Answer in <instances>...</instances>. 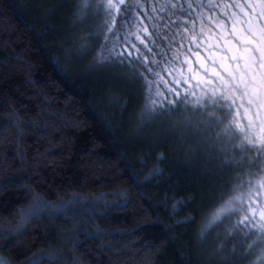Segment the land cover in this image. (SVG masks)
<instances>
[{
  "label": "trees",
  "instance_id": "trees-1",
  "mask_svg": "<svg viewBox=\"0 0 264 264\" xmlns=\"http://www.w3.org/2000/svg\"><path fill=\"white\" fill-rule=\"evenodd\" d=\"M76 1L0 0V255L9 264H27L40 251L51 256L44 264H248L239 252L244 234H225L230 221L205 228L207 213L240 167L221 172L207 158L214 153L186 155L175 139L179 132L158 142L161 129L183 112L204 117L200 127L215 135L214 109L185 111L182 104L137 127L143 96L127 69L97 65L95 48L65 56L83 42V27L97 23L88 15L72 24ZM229 1L204 0L203 24ZM151 8L158 18L151 22L162 30L152 37L158 45L152 53H164L155 55L158 64L172 61L182 46L189 82L198 61L214 66L207 47L187 48L180 39L194 29L193 4L169 0ZM221 20L225 31L208 26L216 50L231 33L232 21ZM172 36L176 43L168 46ZM173 88L182 96L187 87ZM26 184L53 205L66 202L68 210L42 208L23 231L9 235L4 228L16 227L14 209L32 198ZM121 193L127 206H113ZM175 201L181 203L174 210ZM234 246L236 255H229Z\"/></svg>",
  "mask_w": 264,
  "mask_h": 264
},
{
  "label": "snow or ice",
  "instance_id": "snow-or-ice-1",
  "mask_svg": "<svg viewBox=\"0 0 264 264\" xmlns=\"http://www.w3.org/2000/svg\"><path fill=\"white\" fill-rule=\"evenodd\" d=\"M145 7L139 0H95V3L76 5L78 14L85 17L92 15L97 23L93 30L82 36L83 42L78 48L65 51V56L83 55L95 48L94 61L97 65L127 69V79L138 85L143 96L137 127L152 124L165 113L174 114L182 104L185 111L214 109L212 115L215 124L212 127L219 129L215 136L210 128L200 127L198 122L194 124L185 117L183 121L172 122L170 127L161 129L157 134L158 142L167 143L171 134L179 132L175 139L179 148L185 149L186 155L214 153L207 158L210 162L214 161V166L221 172L225 168L246 169L230 176L233 183L221 192L218 202L207 213L205 228L230 221L224 229L228 239L244 234V241L239 247L242 258L247 259L248 264H264V0H253L243 6L231 5L237 9V13L230 14L227 19L232 21L231 35L236 38V45L226 42V46L227 51L232 53L230 60L236 63L221 64L223 74L217 72L212 75L211 89L206 88L202 95L192 94L191 99L187 90L181 96L174 88H165L161 83L155 55L163 56L164 53L152 54L148 44L151 43L153 48L158 47L152 37L159 38L162 30L153 23L151 32L147 25L141 31L142 21L153 19L142 16L138 11ZM217 27L221 25L217 24ZM129 29L135 31L130 32ZM133 36L140 47L133 42ZM202 37L203 29L193 35L189 43L199 42ZM180 39L184 40L185 36L181 35ZM168 41V46L174 45L175 36L168 37ZM161 43L164 41L161 40ZM141 48L147 49L153 58L145 55ZM183 63H187V60ZM216 81H219L218 86ZM185 136L192 137L191 142ZM162 159V154L157 155V160ZM24 187L32 191L31 185ZM115 201L113 206L116 207H126L128 204L122 193L115 197ZM180 203L174 202V210L175 205ZM45 207L68 210L66 202L53 205L39 192L32 191L31 200L14 209L16 227H5L4 231L9 235L23 231L39 215V210ZM220 250L227 252L223 244ZM236 253L234 246L229 255ZM50 258L48 252L40 251L27 264H44ZM0 264L9 262L7 258L0 257Z\"/></svg>",
  "mask_w": 264,
  "mask_h": 264
},
{
  "label": "rangeland",
  "instance_id": "rangeland-1",
  "mask_svg": "<svg viewBox=\"0 0 264 264\" xmlns=\"http://www.w3.org/2000/svg\"><path fill=\"white\" fill-rule=\"evenodd\" d=\"M90 1H92V3H95V0H77L75 2L74 6L71 5L73 8L72 12L74 11L73 12L74 17L72 18V24L74 23V21H79L80 19H86L85 16L77 13L76 5H78L80 3H90ZM152 1H154V3H152L150 1V5L152 7L156 6L157 4H159V7H160L163 4L169 3V0H152ZM251 1L252 0H245V3H250ZM139 2L141 4H144L147 2V0H139ZM189 4H193V9L190 11L196 17L194 20V23H191L193 25V28L195 29V31L194 32L189 31V33L186 32L187 34H184L185 39L183 41H185V42H187V44L191 45V46H187V48L188 47H192V48L194 47L197 49L198 47H202V48L207 47V50L209 52L212 51L210 53V58L212 59V63L214 64V66H210L208 68L205 65H202L200 61H198V63L200 64L201 67L197 68V70H192V74H193L192 75V81L189 82L187 80V76L189 75L188 74L189 73V70H188L189 62L185 57H183L184 53H186V49L181 46L178 49L174 50V52L172 53V56H171L172 61L166 60L167 63H165L166 61L161 62V63L159 62L157 71L159 72V75L161 78V83L164 85L165 88H167V87L173 88V86L183 85V86L187 87V88H184V93L187 90L189 92V99H191L192 94L202 95L206 88L209 90L211 89V86L213 85L212 75L217 73V72H220L221 74H223L221 71V67H220L221 64H229V63L235 64L236 63L235 61L230 60L232 53L227 51V46H226V42H231L233 45H236V38H234L233 35H231V33H229L230 36L227 38L228 40L225 41V43H224V49L216 50L214 48H211L210 43L214 44V46H216V44H215V41L212 42V38L209 36V33H211V29L208 26H211L212 29H215V31L217 30L220 32L221 29L223 31H225V29L222 27L224 24V21L221 20V18L224 17L225 15L228 17L232 13H237L236 11L235 12L232 11L231 13H229V11H231V9L237 10V9L231 7V5L238 4V1L237 0H231V1H229L228 4L218 5L217 11H215L207 21L208 26L203 24V22H202L203 18L201 15L202 11L199 8L201 6H203V7L205 6L204 0H185V5H189ZM151 6H148V9H146V10L142 9L141 14H142V16H151L153 18L152 20L157 21L158 18L156 17V12L153 11ZM139 10L140 9H138V11ZM167 10L168 9L165 8L162 10V12H165ZM66 11L69 12V8ZM200 19H201V22H200ZM133 23H135V21ZM152 24L153 23L151 21L143 20L142 23L140 24L141 31H142L144 25H147L149 32H151L152 31ZM217 24L221 25V27L218 28ZM94 25H95L94 22L89 23L88 25L83 27V32L87 33L89 31L93 30ZM87 26H89V28H86ZM197 28H199V29L197 30ZM86 29H88V30H86ZM202 29H203V37L201 38V40L199 42H193L190 44L189 41L191 40L192 36L199 34ZM129 31L134 32L135 29H129ZM191 32H192V34H191ZM144 35H147V33H145ZM132 40H133V42H135L137 44V47H140V43L135 41L134 36L132 37ZM197 43H199V46H197ZM148 48H151V52L153 51L151 43L148 44ZM141 51L145 55H149L150 59L153 58V56L148 53L147 49L141 48ZM133 56H135V52L133 53ZM174 57H176V59H174ZM221 57H223L224 59L221 60ZM185 60H187V63H183ZM178 80H179V82H178ZM216 84L218 86L219 81H216ZM185 117L187 118L188 121H190L194 124L202 121V118H204L201 116V117H199L201 119L200 120V119H197V116H193L192 114H189L188 112H183L181 115L175 117V119H177L178 122H181L185 119ZM217 131H219V129H217L216 132ZM199 134L202 135V133H199ZM213 136H215V135H213ZM239 171H246V170H244L243 168L236 170V172H239ZM231 183H233V181L230 180L229 186L231 185ZM233 218H235V217H233ZM0 257H3V256L0 255Z\"/></svg>",
  "mask_w": 264,
  "mask_h": 264
}]
</instances>
